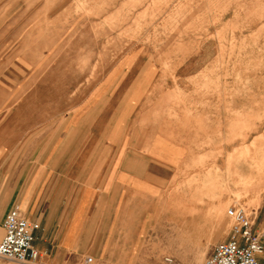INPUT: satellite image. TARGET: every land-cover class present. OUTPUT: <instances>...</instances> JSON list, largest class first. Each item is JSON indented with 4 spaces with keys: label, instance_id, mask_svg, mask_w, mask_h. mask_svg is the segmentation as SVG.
Here are the masks:
<instances>
[{
    "label": "rangeland",
    "instance_id": "1",
    "mask_svg": "<svg viewBox=\"0 0 264 264\" xmlns=\"http://www.w3.org/2000/svg\"><path fill=\"white\" fill-rule=\"evenodd\" d=\"M83 109L99 124L142 115L181 131L184 212L241 204L264 222V0H0V125L33 126L41 145L83 125ZM210 248L166 231L144 252L148 264H203Z\"/></svg>",
    "mask_w": 264,
    "mask_h": 264
},
{
    "label": "crops",
    "instance_id": "2",
    "mask_svg": "<svg viewBox=\"0 0 264 264\" xmlns=\"http://www.w3.org/2000/svg\"><path fill=\"white\" fill-rule=\"evenodd\" d=\"M77 118L84 124L66 125L60 141L50 137L41 145L33 126L0 125V167H18L15 179L0 172V242L14 208L40 225L37 261L0 258V264H78L86 256L96 264H148L154 258L144 247L164 244L166 231L173 245L211 247L208 256L228 239L222 202L203 200L190 213L182 209L187 149L181 131L170 135L146 125L142 115L125 125L116 124L115 116L99 124L93 110H77ZM70 133L77 134L75 149Z\"/></svg>",
    "mask_w": 264,
    "mask_h": 264
},
{
    "label": "built area",
    "instance_id": "3",
    "mask_svg": "<svg viewBox=\"0 0 264 264\" xmlns=\"http://www.w3.org/2000/svg\"><path fill=\"white\" fill-rule=\"evenodd\" d=\"M227 215L234 221L229 237L214 246L203 264H260V256L264 253V222L258 224V213L234 204L228 208ZM3 227L1 259L18 263L38 260L40 252L34 242L39 223L27 219L19 208H14L6 215ZM167 261L172 262V259ZM78 264H96V261L93 256H86Z\"/></svg>",
    "mask_w": 264,
    "mask_h": 264
}]
</instances>
